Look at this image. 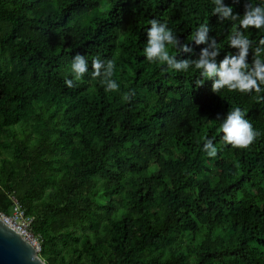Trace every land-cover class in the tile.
<instances>
[{
	"label": "trees",
	"instance_id": "16d2710c",
	"mask_svg": "<svg viewBox=\"0 0 264 264\" xmlns=\"http://www.w3.org/2000/svg\"><path fill=\"white\" fill-rule=\"evenodd\" d=\"M211 6L0 0V213L17 199L47 264H264V100L216 95L194 85L196 71L142 55L153 18L183 42L207 21L233 51ZM77 52L114 59L120 92L88 77L67 87ZM232 106L259 133L247 148L221 139L216 115ZM205 134L216 158L201 150Z\"/></svg>",
	"mask_w": 264,
	"mask_h": 264
},
{
	"label": "clouds",
	"instance_id": "9594fccd",
	"mask_svg": "<svg viewBox=\"0 0 264 264\" xmlns=\"http://www.w3.org/2000/svg\"><path fill=\"white\" fill-rule=\"evenodd\" d=\"M211 5L212 16L229 22L227 41L233 51L224 52L207 21L193 30L188 42H183L167 21L153 18L146 30L142 55L149 63L163 66V70L196 71L194 85L200 88L210 82V90L216 95L227 90L255 94L257 101L264 100V36L250 38L252 31L264 33V0H211ZM115 71L114 59L96 55L89 61L86 54L77 52L70 60L64 83L74 88L88 77L98 79L106 91L120 92L121 84L113 78ZM131 95L134 90L124 92L123 98L130 99ZM216 119L220 120L221 139L233 148H247L259 135L246 109L240 106L217 113ZM202 139V152L216 158L220 151L214 143L216 137L205 134Z\"/></svg>",
	"mask_w": 264,
	"mask_h": 264
},
{
	"label": "water",
	"instance_id": "95a60500",
	"mask_svg": "<svg viewBox=\"0 0 264 264\" xmlns=\"http://www.w3.org/2000/svg\"><path fill=\"white\" fill-rule=\"evenodd\" d=\"M0 264H47L35 245L0 217Z\"/></svg>",
	"mask_w": 264,
	"mask_h": 264
},
{
	"label": "built area",
	"instance_id": "2783aa9c",
	"mask_svg": "<svg viewBox=\"0 0 264 264\" xmlns=\"http://www.w3.org/2000/svg\"><path fill=\"white\" fill-rule=\"evenodd\" d=\"M13 200L14 206L12 208L11 214L7 215L5 213H0V217L27 240L32 242V244L37 248L38 252H40V239L33 233L32 230L34 219L26 214L25 210L15 197H13Z\"/></svg>",
	"mask_w": 264,
	"mask_h": 264
},
{
	"label": "rangeland",
	"instance_id": "374dc122",
	"mask_svg": "<svg viewBox=\"0 0 264 264\" xmlns=\"http://www.w3.org/2000/svg\"><path fill=\"white\" fill-rule=\"evenodd\" d=\"M98 199H99L101 202H103V203L106 201L105 197H103V196H99Z\"/></svg>",
	"mask_w": 264,
	"mask_h": 264
}]
</instances>
